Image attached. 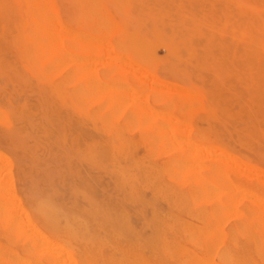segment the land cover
Wrapping results in <instances>:
<instances>
[{
  "label": "rangeland",
  "instance_id": "374dc122",
  "mask_svg": "<svg viewBox=\"0 0 264 264\" xmlns=\"http://www.w3.org/2000/svg\"><path fill=\"white\" fill-rule=\"evenodd\" d=\"M54 1L61 19L64 21L68 19L70 22L73 34L77 31L87 33L91 40H94L92 36H96L99 40L102 39L101 41H108L106 36L111 34L112 21L127 28L128 31L135 30L146 36L147 43L139 48L140 60L133 57L129 63L133 64L136 61L138 67L146 69H144L147 71L146 74L152 73L154 78L151 77V80L154 82H166L163 84L164 88L161 87L166 91L152 88L159 85L153 86L150 77L148 80L151 82V88L147 90L149 82L145 83L148 76L143 74L144 71L141 70L140 73H143L138 75L145 77V81L144 78L142 80L136 76L137 73L134 71V74H131L132 70L123 68L124 64L114 66L111 59L102 61L110 63L109 65L105 63L100 68L102 65L100 61L106 58L102 56L104 47L95 53L96 50L94 51L92 46L86 58L89 57L88 62L92 60L96 66L97 57L100 56L98 60L101 64H98L99 67L96 66L95 70L97 68V72L100 73V70H107L110 67V70L113 69L111 73H119L115 78L125 85L128 84L135 94L138 95L141 91L143 95H147L146 101L142 100L147 107L151 105L150 112L153 113L135 112L133 101L127 103L130 97L121 102L123 107L128 104L127 108H122L124 110H120L122 105H117L119 108L114 106L117 108L115 110L108 105H101L95 96L80 95L74 78L70 98H66L61 87H58L57 80L60 72L64 73L67 67L57 68L55 62H50L44 52L36 51L35 45L24 44L21 37L25 16L20 10L19 0H0V99L4 101L0 102V153H3L0 167L4 170L5 179L9 181L11 178L12 187H15L13 189L24 205H28L35 197L51 195L66 207L82 209L87 207V199L91 197L97 202L125 210L131 224L140 228L144 216L149 215L150 209L141 202L129 200L119 189L112 166L108 162L109 159L104 157V152L111 139L119 137L127 142L134 158L161 165L166 161L164 159L171 156V152H165L157 143L149 146L145 141L147 138L156 137L147 127L148 122L152 123L154 114L159 117L154 118L153 123L167 122L165 130L174 137L198 139L202 148L203 144L204 147L205 144L208 147L211 145V149L214 150L221 147L241 161L242 169L252 170L254 167L253 171L256 168L255 171L264 170V0ZM84 5L89 7L85 8ZM117 9L121 10V13H118ZM84 22L87 23L84 25ZM102 24L103 26L108 24L106 27L110 29L102 27ZM243 26H246L245 31ZM147 47L151 51L149 54L146 53ZM28 48L32 50L33 55L26 54L27 51L31 52ZM30 56L35 60H28ZM74 63L71 70L75 68ZM48 65L50 67L52 65V68ZM125 65L128 66V63ZM94 66L91 65L92 68ZM44 67L46 72L43 70ZM137 69L135 68V72ZM172 84L180 86L185 91L191 90L190 94L185 92L184 95L183 92L182 95L178 87L177 90L174 88L176 94V91L172 90ZM165 86H171V91L168 92ZM153 92L157 97L153 96ZM18 97L22 102H19ZM196 102L198 105L194 106ZM161 110L172 114L171 117L175 116L172 120H175L179 131L168 121L169 114L167 116L166 112L161 113ZM126 114L128 117L130 115L131 119H127ZM144 114L149 117V121L144 120ZM160 115L167 117L162 118ZM178 118L186 121L185 129ZM105 120H108V123L104 122ZM142 120L146 122L144 125L141 124ZM208 147L207 149L212 151ZM207 153L204 154L205 157ZM211 153L219 154L218 151ZM150 154L156 155L155 160ZM217 156L211 154L208 155L209 160L205 157L202 159L203 162H209ZM160 160L162 162H159ZM8 167L11 170L9 172L6 170ZM241 171L244 173L230 175L232 179L234 176L233 180L242 187L241 189L245 188L248 193L249 191L254 193L260 191V185L264 187V180L258 179L264 178V171L261 177L255 173L258 180L253 178L256 175L250 174L249 171ZM143 195L145 199L150 198V190L146 189ZM246 197L241 201L245 205L249 203ZM158 207L166 210L167 204L160 201ZM185 218L196 223L194 218L189 216ZM258 256L256 258L259 260Z\"/></svg>",
  "mask_w": 264,
  "mask_h": 264
},
{
  "label": "bare ground",
  "instance_id": "6f19581e",
  "mask_svg": "<svg viewBox=\"0 0 264 264\" xmlns=\"http://www.w3.org/2000/svg\"><path fill=\"white\" fill-rule=\"evenodd\" d=\"M82 1L84 2V0ZM19 3L20 10L25 16L21 37L24 44L35 45L37 49L32 46L33 49L44 52L50 62H55L57 68L59 66L60 68L67 67H65L64 73L60 72L57 80L58 87H61L66 98H70L73 88L71 84L74 78L77 82L75 86L78 87V93L88 97L95 96L101 105H108L112 109L114 106L122 105L120 110H124L127 108L128 102L133 101L132 105L134 104L135 112L153 113L150 112L151 105L147 107L143 103L147 95L145 93L146 96L143 95L141 91V95L135 94L133 89L130 90L128 84L126 86L121 80L115 78L119 73H111L113 69L110 70V67L107 70L105 68V70H100V73L97 72V68L95 70V67H99L101 63L100 68L103 67V64L105 65L106 61H102L111 59L114 66L124 64L122 65L123 68L127 67L129 71L132 70L130 71L131 74L137 73L136 76H139L138 74L143 73H140L141 70L144 71L143 74H146V69L138 67L136 61L133 60L134 63L136 62L135 65L133 62V64L129 63L133 57L139 59V48L147 43L146 36L135 30L128 31L127 28L111 21L110 24L114 28L111 27L110 29V27H106L108 24L104 26L102 24V27L112 30L111 34L106 36L108 41L104 39L101 41L102 39L99 40V37L96 36H92L94 40H91L87 33L82 34L74 31L76 35L73 34L68 19L64 21L58 14L54 0H19ZM85 5V8L89 7V5L87 7ZM90 9L89 11H91ZM119 9H117L118 13L121 11ZM205 20L204 22H206ZM85 23L87 22L83 24L85 25ZM244 27L246 26H243L245 31ZM112 37L114 39L111 40ZM95 39L99 42L95 43ZM92 46L94 47L93 50H96L95 53L99 52L101 47H104L103 51L105 50L102 56L104 55L106 58L103 59L101 56L103 60L100 63L98 60L100 56L97 57L99 65L96 66H94V61L88 62L89 57L86 58V54ZM28 50L31 49L28 48ZM27 52L28 56L33 55L32 50V53ZM146 53H151L150 49ZM29 58L28 60H35L33 56ZM72 63H74L73 66L75 65L74 70H71L73 69ZM109 63L107 62L106 65ZM127 63L128 66L125 65ZM91 65L94 67L92 68ZM131 65L136 69L138 68L136 72ZM139 66L143 68L142 65L139 64ZM45 68L43 70L46 72ZM47 71H49L48 68ZM146 75L148 76L146 81L145 77H139L144 78L145 83L149 80L153 82H149L147 90H150L151 84L153 86L154 84L159 85L157 88L156 86L152 87L154 89L164 88L163 84L165 85L166 82L162 80L163 83L160 81L156 83L151 80L154 78L152 73V76L150 74L149 76L148 73ZM173 85V88L165 86L168 88V92L171 91V88L173 92L174 88L176 90L179 88L178 91L181 94L183 92L184 95L185 92L190 94L191 90L185 91L177 84V86L174 85L175 87ZM135 92L137 93V91ZM154 92L157 93L156 90ZM154 92L153 96L157 97ZM175 93L177 94V91ZM140 96L142 101L139 99ZM4 97L3 95V99ZM126 97H132V100L130 98L129 100L125 99ZM20 100L19 102H22ZM125 100H128V104L125 102L124 105H127L123 107L122 103ZM82 101L84 102L83 99ZM0 102L4 101L0 99ZM196 103L194 106L198 105V102ZM117 108L119 107L117 106ZM162 111L165 110H161V113ZM166 114L168 116L169 113L166 112ZM95 115L98 116L97 113ZM171 115L169 114L170 118L166 115L163 117H167L172 127H176L177 130V124L175 120H172V117L175 116L171 117ZM143 116H145L143 117L145 121H149V117L147 118L145 114ZM125 117L131 119L130 115L128 117L126 114ZM152 117L154 119L159 115L155 116L154 114ZM153 119L152 123L148 122L147 127L155 133L156 137L144 139L149 146L157 143L165 152H171V156L164 159L166 161L161 165L146 163L145 160L134 158L128 149L127 142L119 137L112 138L104 152V157L109 159L108 162L112 166L119 189L129 200L141 202L150 209L149 215L144 216L140 228L131 224L125 210L97 202L91 197L87 199V207L82 209L66 207L58 203L51 195L35 197L28 205H24L17 196L16 190L14 191L15 187H12L11 178L9 177L10 179L7 181L3 174L4 170L0 167V264H264V187L260 185V191L254 193L249 191L250 193H248L245 188L241 189L242 187L233 180L234 176L233 179L230 176L232 173L241 174L243 172L241 170H247L250 174H257L258 177H261L264 170L255 171L256 168L254 172V167L252 168L249 164L252 170L242 169L241 161L229 151L223 150L221 147L219 150H217L218 148L214 150V148L211 149V145L208 147L206 144L205 147L203 144L202 148L201 143L197 141L198 139L174 137L168 130H165L168 126L167 122L157 124L153 123ZM107 121L104 122L108 123ZM145 121L142 120L141 124L144 125ZM179 122L183 123L182 128L185 129L186 121L181 120ZM127 125L129 126V124ZM189 127L192 126L189 125ZM184 132L186 131L184 130ZM207 147L212 151H218V156L211 153L212 151L208 150ZM147 150L149 149L147 148ZM205 153H207V157L204 156ZM209 153L217 157L209 162H203L202 157L209 160L208 155H211ZM2 154L0 153V160L3 159ZM155 156L153 155L154 160ZM123 162L125 163L123 164ZM9 168L6 169L7 172H9ZM257 175L253 178H256ZM258 179L264 180V178ZM146 189L150 190L151 196L145 199L143 193ZM244 197L249 200L247 205L241 202ZM160 201L167 204L166 210L158 207ZM185 216L194 218L196 223L188 221ZM229 221L231 222L229 223ZM256 256L260 259L258 260Z\"/></svg>",
  "mask_w": 264,
  "mask_h": 264
}]
</instances>
